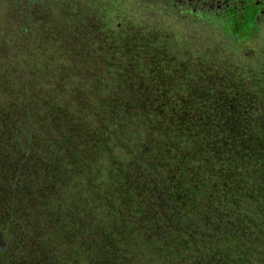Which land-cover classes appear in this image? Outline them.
I'll list each match as a JSON object with an SVG mask.
<instances>
[{"label": "trees", "instance_id": "obj_1", "mask_svg": "<svg viewBox=\"0 0 264 264\" xmlns=\"http://www.w3.org/2000/svg\"><path fill=\"white\" fill-rule=\"evenodd\" d=\"M113 27L98 30L96 83L92 48L80 83L69 68L76 40L90 38L73 20L64 69L50 66L41 84V51H24L18 68L31 58L33 73L18 99L0 86V264H252L264 67L213 37L157 52L138 21Z\"/></svg>", "mask_w": 264, "mask_h": 264}, {"label": "flooded vegetation", "instance_id": "obj_2", "mask_svg": "<svg viewBox=\"0 0 264 264\" xmlns=\"http://www.w3.org/2000/svg\"><path fill=\"white\" fill-rule=\"evenodd\" d=\"M73 20L79 35L80 28L90 34L85 42L76 40L72 50L74 59L72 55L68 59L78 83L82 73L81 49L92 48L91 80L96 83L99 35L104 32L112 37L113 26L120 30L126 20L139 22L140 36L159 37L157 52L189 51L205 42L201 40L197 45L191 38L213 37L219 39L221 50L228 48L254 67H264V0H0V86L5 87L4 92L10 91V96L17 100L21 94L18 85L28 72L33 73L31 58L18 68L24 51L33 54L41 51L44 74L41 84H46L50 66L54 69L57 64L59 69L65 68L64 54L69 57L72 45L64 37ZM173 37L180 38L181 43L176 41L169 47ZM90 41L92 44L87 43ZM50 54L62 61L53 62ZM30 78L38 81L37 77ZM33 94L36 92L30 89L31 97ZM77 100L82 103L84 99L78 95Z\"/></svg>", "mask_w": 264, "mask_h": 264}, {"label": "rangeland", "instance_id": "obj_3", "mask_svg": "<svg viewBox=\"0 0 264 264\" xmlns=\"http://www.w3.org/2000/svg\"><path fill=\"white\" fill-rule=\"evenodd\" d=\"M252 248L259 249L261 247V255L252 264H264V230H261L258 235H251L247 241Z\"/></svg>", "mask_w": 264, "mask_h": 264}]
</instances>
